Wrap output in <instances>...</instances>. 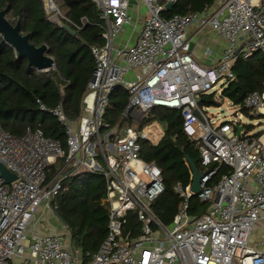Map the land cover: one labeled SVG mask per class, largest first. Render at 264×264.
<instances>
[{
	"label": "built area",
	"instance_id": "1",
	"mask_svg": "<svg viewBox=\"0 0 264 264\" xmlns=\"http://www.w3.org/2000/svg\"><path fill=\"white\" fill-rule=\"evenodd\" d=\"M92 1L103 21L104 43L91 47L95 68L80 114L67 117L63 99L54 108L38 99L40 109L65 127L67 150L40 128L17 136L0 124V163L17 176L7 183L0 171V264H264V248L250 243L264 220V134L255 137L240 122H219L209 106L200 105L203 94L236 78L237 60L264 54V0H218L204 11L171 16L166 6L178 0ZM44 3L48 20L69 33L90 23L86 17L73 21L56 0ZM140 6L146 12L134 43L117 44ZM195 24L196 34L211 29L226 41L221 57L209 65L193 54L188 29ZM206 54L211 57L212 49ZM119 86L127 90L123 116L131 122L112 126L106 114ZM216 100L221 102L217 94ZM244 106L264 114V87L248 94ZM160 107L181 111L204 166L199 193L192 190V171L190 184L174 186L182 203L170 224L153 207L165 190L162 170L141 156L142 141H152L142 121ZM57 158H65L64 167L49 177ZM223 167L227 172L209 185ZM80 171L103 175L107 186L109 231L95 252L75 247L74 253L67 226L61 234L36 227L40 209L55 212L52 201L64 181ZM195 196L209 203L197 217L190 213Z\"/></svg>",
	"mask_w": 264,
	"mask_h": 264
},
{
	"label": "trees",
	"instance_id": "2",
	"mask_svg": "<svg viewBox=\"0 0 264 264\" xmlns=\"http://www.w3.org/2000/svg\"><path fill=\"white\" fill-rule=\"evenodd\" d=\"M63 12L73 21L81 18L89 20L83 29L74 35L59 28L47 18L44 0H0V10L6 11L10 21L21 22L22 33L30 34V42L36 46L48 45V54L55 58L56 67L49 71H38L29 66L26 57H18V52L3 39L0 33V124L17 136L25 134L28 127L40 128L47 136L57 139L67 150L65 127L59 119L48 111L40 109L38 99L49 108L56 107L63 99L67 117L75 119L81 112V100L95 68V58L91 52L93 45H103V21L92 0H56ZM218 0H178L166 16L187 14L192 11H204L214 6ZM94 23V24H93ZM236 78L228 82L221 92L249 116H264L244 106L245 97L264 87V54L255 52L247 59L235 63ZM63 87L64 93L61 92ZM216 92L203 94L200 105L220 106ZM128 101L124 86L116 88L111 95L106 120L112 126L131 122L123 116ZM153 120H159L165 126L163 137L156 143L142 141L141 156L147 162L156 163L162 170L165 190L155 200L153 207L164 224H170L178 211L182 199L174 186L180 182L187 186L191 182V168L187 156L196 162L199 170L204 171L201 163L199 143L191 139L184 131L180 110L166 107L156 108L147 116L141 127ZM252 133V125H244ZM237 128V127H235ZM258 137L264 129L252 133ZM65 158H57L51 164L49 177L59 167H63ZM223 167L209 185L214 186L221 175L227 172ZM107 192L103 175L89 171L73 173L64 181V188L52 201L55 214L67 226L74 246L80 252H95L108 235V205L103 202ZM209 203H203L197 196L191 199L190 213L197 217L207 210ZM131 221L135 218L131 216Z\"/></svg>",
	"mask_w": 264,
	"mask_h": 264
},
{
	"label": "crops",
	"instance_id": "3",
	"mask_svg": "<svg viewBox=\"0 0 264 264\" xmlns=\"http://www.w3.org/2000/svg\"><path fill=\"white\" fill-rule=\"evenodd\" d=\"M134 14V21L131 26L126 27V29L122 32V34L117 39V44L129 43L133 44L139 31L143 25V19L145 16L146 10L144 7H139V14H137L136 10H132ZM197 25H193L188 29V33L192 38V51L195 55V58L203 65H209L215 60L221 57V54L224 51L226 46V41L220 37L215 31L211 29H205L204 31L196 34ZM211 48L213 54L209 57L206 54V49ZM37 229L42 233L55 232V233H64L65 224L59 219V217L50 210L49 208L42 207L36 216ZM50 222V223H49ZM60 224H58V223ZM256 228L261 230L264 234V220H261ZM264 235L263 239L259 242V246L264 248Z\"/></svg>",
	"mask_w": 264,
	"mask_h": 264
},
{
	"label": "water",
	"instance_id": "4",
	"mask_svg": "<svg viewBox=\"0 0 264 264\" xmlns=\"http://www.w3.org/2000/svg\"><path fill=\"white\" fill-rule=\"evenodd\" d=\"M175 3H168L167 9H172ZM0 33L3 35V39L7 41L17 52L18 57H26L28 59L29 66L37 69L38 71L50 69L55 62V58L48 54V45L42 44L36 46L30 42V34L22 33L21 22L18 20L13 23L6 16L5 10H0ZM76 35V32H73ZM241 132V127L238 128L237 134ZM187 162L193 172L194 178L192 183V190L195 193H199L202 190L201 179L203 174L199 170L195 161L187 156ZM1 177L5 179L7 183L12 182L17 178L16 174L10 171L3 163H0ZM69 172L65 175L69 176ZM70 246L75 253V246L70 237Z\"/></svg>",
	"mask_w": 264,
	"mask_h": 264
},
{
	"label": "rangeland",
	"instance_id": "5",
	"mask_svg": "<svg viewBox=\"0 0 264 264\" xmlns=\"http://www.w3.org/2000/svg\"><path fill=\"white\" fill-rule=\"evenodd\" d=\"M227 84L222 85V82H220L215 88V92L217 93V96L220 97L221 99L220 108L218 105L209 106V115L219 116V122L234 121L236 123L240 122L243 125H252L253 126L251 127L252 133L264 129V116H260V117L254 116L253 117V116L246 115L240 110L239 107L233 104V102H231L228 99H224L222 98V96H220L222 90L224 89L225 86H227ZM218 111H219V114L217 113ZM144 130L146 134L150 137L152 142L157 143L163 137L165 133V126L159 120H153L144 126ZM98 162L100 166L104 167V163L102 161H98ZM61 168L62 167H59V169ZM70 168H71V165L68 166V169L66 171H68ZM263 235L264 234L261 230H259L258 228H255L251 234L250 243L259 244V242L263 239Z\"/></svg>",
	"mask_w": 264,
	"mask_h": 264
}]
</instances>
